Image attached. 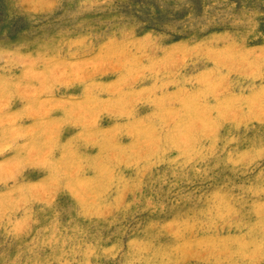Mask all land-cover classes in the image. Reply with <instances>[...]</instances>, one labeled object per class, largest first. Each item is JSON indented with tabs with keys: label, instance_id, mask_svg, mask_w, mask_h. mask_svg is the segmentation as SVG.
Instances as JSON below:
<instances>
[{
	"label": "rangeland",
	"instance_id": "obj_1",
	"mask_svg": "<svg viewBox=\"0 0 264 264\" xmlns=\"http://www.w3.org/2000/svg\"><path fill=\"white\" fill-rule=\"evenodd\" d=\"M0 264H264V0H0Z\"/></svg>",
	"mask_w": 264,
	"mask_h": 264
}]
</instances>
